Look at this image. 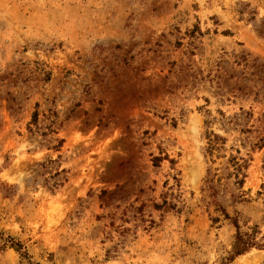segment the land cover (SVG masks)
I'll use <instances>...</instances> for the list:
<instances>
[{
  "label": "rangeland",
  "instance_id": "rangeland-1",
  "mask_svg": "<svg viewBox=\"0 0 264 264\" xmlns=\"http://www.w3.org/2000/svg\"><path fill=\"white\" fill-rule=\"evenodd\" d=\"M226 212L264 264V0H0V264H222Z\"/></svg>",
  "mask_w": 264,
  "mask_h": 264
},
{
  "label": "trees",
  "instance_id": "trees-1",
  "mask_svg": "<svg viewBox=\"0 0 264 264\" xmlns=\"http://www.w3.org/2000/svg\"><path fill=\"white\" fill-rule=\"evenodd\" d=\"M32 120L34 123H37L38 121V111L37 110L34 111ZM155 160H159V159L156 158ZM240 182L243 183V180H241ZM225 215L227 218L231 219V221L237 228L235 240L233 242L231 256L226 258V260L222 262V264H231V262L234 261L236 257L244 254L251 247L259 246L260 244L259 242H257L255 238V232H256L255 229L252 232L243 231L239 224L238 218H234L230 216V214L227 212ZM215 219H218V218H215ZM0 241L3 242L4 247L11 246L15 248L22 257L24 258L29 257L27 251H25V247L23 243L19 241L17 237L5 235V233L2 230H0Z\"/></svg>",
  "mask_w": 264,
  "mask_h": 264
}]
</instances>
